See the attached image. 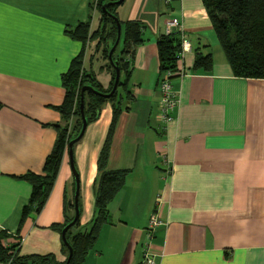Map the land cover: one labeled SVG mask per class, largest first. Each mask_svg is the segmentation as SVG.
<instances>
[{"label":"crops","instance_id":"1","mask_svg":"<svg viewBox=\"0 0 264 264\" xmlns=\"http://www.w3.org/2000/svg\"><path fill=\"white\" fill-rule=\"evenodd\" d=\"M95 2L0 0V230L16 233L31 193L20 176L42 172L57 135L51 124L64 123L55 108L65 95L61 74L82 48L66 30L88 19L94 30ZM115 13L144 26V42L125 56L132 98L122 100L106 166L129 171L82 264H145L146 243L156 264H264V78L233 75L202 0H123ZM168 19L182 24L190 49L185 72L170 78L179 103L165 125L156 41ZM197 52L212 55L210 72L192 70ZM92 70L106 88L109 71ZM111 118L106 102L73 145L81 206L73 231L87 229L94 217L92 184ZM74 190L66 149L43 207L21 226L20 254L65 260L50 225L72 213L66 203ZM153 212L163 223L148 239Z\"/></svg>","mask_w":264,"mask_h":264},{"label":"trees","instance_id":"2","mask_svg":"<svg viewBox=\"0 0 264 264\" xmlns=\"http://www.w3.org/2000/svg\"><path fill=\"white\" fill-rule=\"evenodd\" d=\"M106 1L114 0H96L94 4L99 13L98 25L94 30L91 29L90 19L80 21L74 28L66 30L71 37L81 41L82 48L71 59L66 71L61 74L65 95L63 102L55 108L60 111L64 123L51 124L55 127L57 135L50 152L44 159L42 172H27L20 176L30 182L31 193L28 203L22 208L16 233L0 230V262L6 264H65L68 245H70L72 255L68 264H82L88 252L94 247L102 225L109 221V202L125 183L129 169L109 170L106 166L114 131L120 114L125 109L122 100L132 98L128 88L130 62L125 56L130 54L131 57L135 47L144 42L142 38L144 26L138 21H120L115 13L118 4H109L103 10L102 4ZM202 1L233 75L240 78H264V0ZM117 22L121 25V36L112 53V61L117 64L120 76L114 93L105 96L101 93L110 92L115 79V67L108 58L109 48L105 43L109 42L110 46L114 43ZM92 41H95L94 50L96 53L100 51L101 58L107 61L100 66V69L109 71L111 75L106 88L96 78L94 71L90 68L86 69L84 66L86 50ZM180 41V36L176 31L160 35L157 38L159 67L163 73L175 71ZM212 67L213 58L210 53H196L192 70L210 72ZM84 85H89L97 91L85 89L83 92V111L87 125L98 119L104 103L111 102L112 104V118L98 154V173L92 184L94 217L87 229L73 231V228L79 224V215L75 223L66 230V241L63 240L62 229L74 218V205L73 202H69L66 203V208L70 209L72 213L70 215L66 213L62 223L50 225L60 234L62 251L66 254L64 261H58L53 253L20 254L21 236L19 231L21 226L31 212L37 213L43 207L58 173L63 154L66 149L68 150V142L76 137L81 130L82 119L79 105L81 88ZM2 106L3 103L0 101V108ZM78 205L81 213L79 200Z\"/></svg>","mask_w":264,"mask_h":264},{"label":"built area","instance_id":"3","mask_svg":"<svg viewBox=\"0 0 264 264\" xmlns=\"http://www.w3.org/2000/svg\"><path fill=\"white\" fill-rule=\"evenodd\" d=\"M173 31L178 32L181 41L180 50L177 53L175 71L164 72L160 80L161 95L159 100V117L165 125L169 124L173 120V112L179 103L178 95L171 85L170 76L174 73L182 75L185 72L182 60L184 53L190 49V42L183 31L182 24L175 19H168L166 21V32L171 33ZM162 223V219L156 212L150 214L145 228L148 239H151L155 228ZM143 261L145 264H156L154 254L150 250L148 243H146V247L144 248Z\"/></svg>","mask_w":264,"mask_h":264},{"label":"water","instance_id":"4","mask_svg":"<svg viewBox=\"0 0 264 264\" xmlns=\"http://www.w3.org/2000/svg\"><path fill=\"white\" fill-rule=\"evenodd\" d=\"M122 1L123 0L106 1V2H104L102 4V9L105 10L107 5L112 4V3L119 4ZM116 27H117V33H116V38H115L114 43L111 46H110L109 42H106L105 43L106 47L109 48L108 58L112 62V64H114V67H115V79H114V82H113L112 89L108 93H101V94H103L105 96H110V95H112L114 93V91L117 88V84H118V80H119V76H120V70H119L117 64L112 61V53L115 50V48L117 47V45L119 43L120 36H121V25H120L119 22H117ZM85 89H92V90H94L89 85H84L81 88L80 105H79V107H80V114H81V119H82V127H81V130H80L79 134L76 137L72 138L68 142V154L70 156L71 166H72L73 173H74L75 190H74V196H73L74 218H73V220L71 222H69L68 224H66L63 227V229H62V238L65 241H66V239H65L66 230L75 223V221L79 218V215H80L79 205H78V200H79V178H78V174L76 172V169H74V165H73V161H72L73 160L72 159V147H73L74 142H76L77 140H79L82 137V135H83V133L85 131L86 125H87L86 118H85L84 111H83V92H84ZM94 91L97 92L96 90H94ZM71 255H72V248H71L70 245H68V256H67V259H66L65 264H68Z\"/></svg>","mask_w":264,"mask_h":264},{"label":"rangeland","instance_id":"5","mask_svg":"<svg viewBox=\"0 0 264 264\" xmlns=\"http://www.w3.org/2000/svg\"><path fill=\"white\" fill-rule=\"evenodd\" d=\"M95 15L97 17L99 15V13L96 12ZM94 44H95V41H92L89 44V52L90 53H89L88 57L85 58V60H84V66L86 69H89L90 68L89 66L91 65L92 69H95V71H97L98 69H100V66L103 65L104 63H107V61L100 57L101 56L100 51H98V53H96V51L94 50ZM90 54H92V56ZM101 71H102V69H100V72Z\"/></svg>","mask_w":264,"mask_h":264}]
</instances>
